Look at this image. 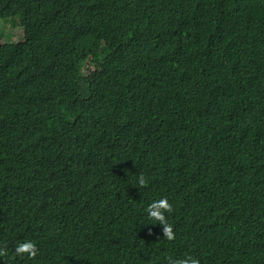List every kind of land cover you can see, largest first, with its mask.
<instances>
[{"label": "trees", "instance_id": "trees-1", "mask_svg": "<svg viewBox=\"0 0 264 264\" xmlns=\"http://www.w3.org/2000/svg\"><path fill=\"white\" fill-rule=\"evenodd\" d=\"M16 17L0 264H264V0H0Z\"/></svg>", "mask_w": 264, "mask_h": 264}, {"label": "clouds", "instance_id": "clouds-1", "mask_svg": "<svg viewBox=\"0 0 264 264\" xmlns=\"http://www.w3.org/2000/svg\"><path fill=\"white\" fill-rule=\"evenodd\" d=\"M145 184H146V180L143 178V176H140L138 178V185L143 186ZM170 210H171V206L165 198L155 200L147 207V213L149 217L153 218L155 221H160L161 223H164V211H170ZM164 231L167 237L171 239L173 234L170 228L165 227ZM15 252L17 253V255H23L27 253L29 258H31L37 255L38 249L36 248V245L33 242L25 241L17 244L15 248ZM179 264H186V262L180 261ZM187 264H196V261L189 260L187 261Z\"/></svg>", "mask_w": 264, "mask_h": 264}, {"label": "rangeland", "instance_id": "rangeland-1", "mask_svg": "<svg viewBox=\"0 0 264 264\" xmlns=\"http://www.w3.org/2000/svg\"><path fill=\"white\" fill-rule=\"evenodd\" d=\"M17 18V17H16ZM23 39L22 28L18 18L14 21L0 18V42L8 43Z\"/></svg>", "mask_w": 264, "mask_h": 264}]
</instances>
